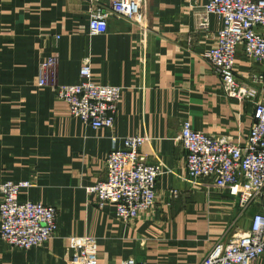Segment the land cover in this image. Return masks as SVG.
<instances>
[{"label":"crops","instance_id":"1","mask_svg":"<svg viewBox=\"0 0 264 264\" xmlns=\"http://www.w3.org/2000/svg\"><path fill=\"white\" fill-rule=\"evenodd\" d=\"M145 1V28L110 15L108 31L91 36L92 12L109 11L110 0H0V185L32 182L21 200L59 211L48 243L26 251L0 242V264H68L84 236L96 240L90 253L99 264H202L217 243L250 229L259 207L243 209L237 188L189 179L178 139L186 119L207 135L243 142L252 126V104L227 98L208 62L222 24L212 16L208 31L198 28L208 0ZM54 55L59 85L78 84L89 64L97 83L123 88L111 130L86 126L53 87L38 86L40 63ZM235 72L247 80L264 65L240 50ZM113 136L117 149L123 138L147 137L148 163L169 170L158 179L155 206L126 225L87 192L106 178Z\"/></svg>","mask_w":264,"mask_h":264},{"label":"built area","instance_id":"2","mask_svg":"<svg viewBox=\"0 0 264 264\" xmlns=\"http://www.w3.org/2000/svg\"><path fill=\"white\" fill-rule=\"evenodd\" d=\"M91 6L102 0H82ZM110 10L98 8L89 20V34L103 35L108 31L110 15L146 27L145 0H110ZM222 24L215 47L209 50L208 62L220 76L227 98L249 102L253 106L252 126L245 142L238 138L210 136L194 129L188 119L182 124L180 144L186 154L189 179L212 180L220 189L237 188L240 206H258L248 231L236 234L228 243H217L202 264H254L264 255V73L247 80L236 76L238 53L264 65V0H208L198 13L197 26L208 31L210 18ZM58 39V38H57ZM56 55L42 60L37 84L51 86L58 99L64 101L72 116L94 130H111L117 116L123 88L97 83L89 64L80 69V82L59 85L56 81ZM118 138L112 137L113 150L108 154L105 180L87 189L100 206L115 207L116 218L130 224L156 204L158 179L169 173L162 162L149 164L141 148L145 136L123 138V146L115 148ZM32 182L7 181L0 185V242L11 248L30 250L42 247L57 233L59 211L31 200H21L22 192ZM176 195V191H172ZM77 252L68 264H99L90 253L96 240L89 236L75 238ZM120 264H137L129 259Z\"/></svg>","mask_w":264,"mask_h":264}]
</instances>
